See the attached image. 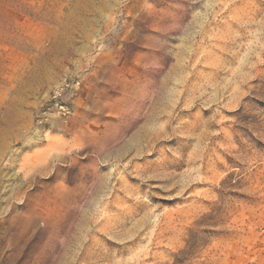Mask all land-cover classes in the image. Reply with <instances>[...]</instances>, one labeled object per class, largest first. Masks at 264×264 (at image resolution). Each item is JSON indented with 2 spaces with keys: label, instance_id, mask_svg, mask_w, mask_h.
<instances>
[{
  "label": "rangeland",
  "instance_id": "obj_1",
  "mask_svg": "<svg viewBox=\"0 0 264 264\" xmlns=\"http://www.w3.org/2000/svg\"><path fill=\"white\" fill-rule=\"evenodd\" d=\"M0 264H264V0H0Z\"/></svg>",
  "mask_w": 264,
  "mask_h": 264
},
{
  "label": "built area",
  "instance_id": "obj_2",
  "mask_svg": "<svg viewBox=\"0 0 264 264\" xmlns=\"http://www.w3.org/2000/svg\"><path fill=\"white\" fill-rule=\"evenodd\" d=\"M78 85L79 81L72 82L63 79L49 93L47 100L39 110L38 118L45 121H66L72 113V108L70 104L62 101V97L66 93L70 95L74 94Z\"/></svg>",
  "mask_w": 264,
  "mask_h": 264
}]
</instances>
